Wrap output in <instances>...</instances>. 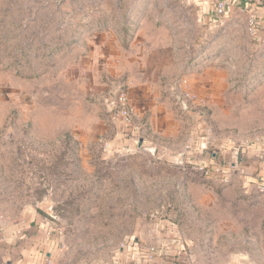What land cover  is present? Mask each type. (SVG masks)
Masks as SVG:
<instances>
[{
	"label": "rangeland",
	"instance_id": "obj_1",
	"mask_svg": "<svg viewBox=\"0 0 264 264\" xmlns=\"http://www.w3.org/2000/svg\"><path fill=\"white\" fill-rule=\"evenodd\" d=\"M246 1L215 28L214 0H0L1 222L52 214L55 264H114L158 220L194 264H264V187L178 156L264 142V0ZM119 89L153 144L128 140Z\"/></svg>",
	"mask_w": 264,
	"mask_h": 264
},
{
	"label": "crops",
	"instance_id": "obj_2",
	"mask_svg": "<svg viewBox=\"0 0 264 264\" xmlns=\"http://www.w3.org/2000/svg\"><path fill=\"white\" fill-rule=\"evenodd\" d=\"M136 110L139 112V109L136 108ZM148 115L150 117L147 122L154 129L157 125L155 113L150 109ZM148 133L145 135L144 130L141 132L142 137L139 140L141 147L153 144ZM218 145L220 144L217 143ZM231 146L227 148V151H220L221 148L215 147V150L209 153L207 146L197 145L192 147L188 154L193 158V162L220 161L230 158ZM239 156L242 159L241 167L244 172V175L240 173L239 177H245L240 179L243 180V184L248 180L255 181L257 175L264 178V158H258L255 153L247 149L243 150ZM25 218L29 219H23L10 226L1 222L0 219V264H55L54 259L61 252L64 243V236L53 221L55 217L49 214L48 217L33 215ZM141 233L121 244L114 264H185L186 262L194 264L189 241L186 240L189 250L184 248L183 243H175V237L180 234L175 233L169 221L166 223L158 220L157 224L148 231ZM181 247L185 249L183 255L186 256L177 257V251Z\"/></svg>",
	"mask_w": 264,
	"mask_h": 264
},
{
	"label": "built area",
	"instance_id": "obj_3",
	"mask_svg": "<svg viewBox=\"0 0 264 264\" xmlns=\"http://www.w3.org/2000/svg\"><path fill=\"white\" fill-rule=\"evenodd\" d=\"M241 1V10L252 12L255 10V6L252 4L247 3L246 0H214L213 5L208 12L209 15V25L211 27H221L224 25V23L228 20L229 14L231 12V9L233 5L237 2L239 3ZM253 15H251L250 18V24L255 27L257 22L255 21ZM117 96L119 101V107H121L119 116L121 117L123 123L126 126H130L131 129L128 130V140H130L132 143H139L141 132L143 131V127L139 123H135L132 121L131 111L133 110L131 105L128 104L129 101V95L126 91L123 89L117 90ZM119 112V111H118ZM190 143L186 145L185 150L179 154V157H191L188 153L189 150L193 147V138H190ZM201 144L205 147L207 146L205 139H200ZM249 150L256 154L258 158H264V142H261L259 140H253V141H246L243 145H233L230 148V158L229 159H221L220 161H212V162H192V169L197 170L200 173H203L206 177H215L222 183H228L232 180L233 174L240 173V168L242 165V159H240L239 154L243 150ZM255 181L258 185H261L264 187V178L262 176L259 177L257 175L255 177ZM184 249L181 247L177 251V257H181L180 255H183ZM183 256H186L185 254ZM185 264H191L189 262H186Z\"/></svg>",
	"mask_w": 264,
	"mask_h": 264
}]
</instances>
